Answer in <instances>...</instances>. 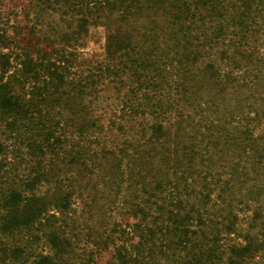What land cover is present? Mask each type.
Listing matches in <instances>:
<instances>
[{
	"label": "trees",
	"instance_id": "trees-1",
	"mask_svg": "<svg viewBox=\"0 0 264 264\" xmlns=\"http://www.w3.org/2000/svg\"><path fill=\"white\" fill-rule=\"evenodd\" d=\"M19 15L0 7V264H90L110 246L113 264H264V207L240 235L236 174L215 180L187 134L203 87L260 84L264 0H26ZM96 28L103 59H82ZM108 89L117 109L100 106ZM235 129L261 170L264 109ZM93 210L134 223L87 232L85 252Z\"/></svg>",
	"mask_w": 264,
	"mask_h": 264
},
{
	"label": "rangeland",
	"instance_id": "rangeland-1",
	"mask_svg": "<svg viewBox=\"0 0 264 264\" xmlns=\"http://www.w3.org/2000/svg\"><path fill=\"white\" fill-rule=\"evenodd\" d=\"M25 6L26 0H0V7H3L5 10L8 9L14 11L18 15L20 14L21 9L25 8ZM17 21L20 26H24L27 23V20L22 14L19 15ZM104 45V29H90L79 47L81 58L101 61L104 56ZM256 47H258L260 51L259 54L264 58V42H262V38L257 40ZM259 71L260 72L257 74L260 81L259 85L254 83L247 88L242 87V89L237 88L235 90L234 88L232 90L227 89L224 92L221 91L222 93L218 90H209L208 88L205 89L203 87L198 93L200 100L198 106L202 115L201 118L206 122H200L201 118L198 119L199 116H196V120H194L191 127L192 131L190 130V132L187 133L189 137L196 138L195 142H188V144L191 146L190 148L196 147L195 149L200 152L202 158L208 159L207 166L211 175H214L215 180L219 177L222 178L221 180L228 179L230 171L236 174V177H233V182H235L236 185L234 186L230 197L232 199L231 207L235 209L237 216L236 229H238L237 231L240 235H243L246 231H251L253 235L259 232L257 225H255L254 229H248V220L252 217L251 214L255 207L258 205L264 207V197L256 199L253 198V195H249L248 192V187L264 183V167L258 171H256L258 167H251L250 160L247 158L249 156L237 146L238 142L236 139L239 136L238 130L235 129L243 124L245 117L249 118L253 114L260 113V111L264 109L257 99L259 93H264V85H262L264 84V67L262 69L260 68ZM256 73L257 72L250 73L244 78L242 83H250ZM233 74L235 75L237 73L233 72ZM101 96L102 97L99 101L100 106H110L114 109L118 108L119 100L118 98L115 99L117 95L113 91L108 89L106 92H103ZM197 120L200 121L198 122ZM259 128L262 127L258 126V129ZM202 133L204 134L202 135ZM226 135L235 138V142L231 140L234 143L233 145H231V142H225L224 137ZM205 145H207L208 148L204 149ZM109 146H111V144H109ZM260 146L264 150V142L260 143ZM262 154H264V151ZM248 155L251 154L248 153ZM202 169L206 172L204 168ZM259 175H262L263 179H260ZM239 201H242L245 204L238 205ZM242 206L249 207V209H241ZM104 213L105 212L103 211L98 212L93 210V217L86 219V216H84L78 222L80 229L82 230L80 236V248L82 247V250L84 249L85 252L95 250L92 245L94 238L89 240L88 237H85L87 232L93 235H100L102 232H110L102 231V229L104 227L107 230L111 229L110 226L112 224L123 227L126 224L134 223V220L131 217H123L119 212L115 211V213L112 214V218H108V214L105 215ZM218 215L222 217L225 213L219 211ZM262 215L264 216V212L261 213V216ZM236 241L237 243H242L241 238ZM112 254L111 246L106 250L93 252L92 263L90 264H113Z\"/></svg>",
	"mask_w": 264,
	"mask_h": 264
}]
</instances>
